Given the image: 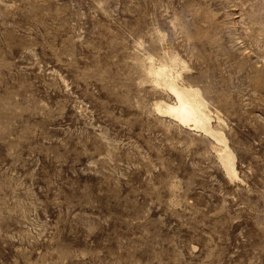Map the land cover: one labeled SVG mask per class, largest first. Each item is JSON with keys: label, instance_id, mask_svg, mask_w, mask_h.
Here are the masks:
<instances>
[{"label": "rangeland", "instance_id": "obj_1", "mask_svg": "<svg viewBox=\"0 0 264 264\" xmlns=\"http://www.w3.org/2000/svg\"><path fill=\"white\" fill-rule=\"evenodd\" d=\"M0 264H264V0H0Z\"/></svg>", "mask_w": 264, "mask_h": 264}, {"label": "bare ground", "instance_id": "obj_2", "mask_svg": "<svg viewBox=\"0 0 264 264\" xmlns=\"http://www.w3.org/2000/svg\"><path fill=\"white\" fill-rule=\"evenodd\" d=\"M170 58V62H157L149 58V60L151 59L150 63L148 65L146 64L147 66L144 68L149 75L146 74L148 79L150 77L149 81H152L158 87L160 86L174 97L172 101L164 99L156 101L154 105L157 112L171 117L189 129L203 131L207 135L215 138L219 142V145L222 143L220 147H215L218 157L225 172L232 175V177H237L238 168L236 167L237 162L234 150L230 148L225 133L219 130L217 126L215 127L213 123L216 120L220 123L221 117L217 113L215 115L209 108V104L199 87L194 84H184L185 82L182 83V80L180 81L182 74L176 68L178 59L175 56Z\"/></svg>", "mask_w": 264, "mask_h": 264}]
</instances>
